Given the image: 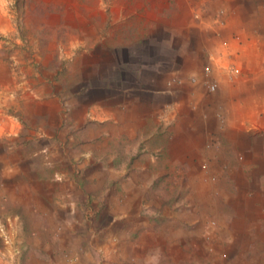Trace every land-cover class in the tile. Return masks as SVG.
I'll return each mask as SVG.
<instances>
[{
	"label": "crops",
	"instance_id": "0c3cea01",
	"mask_svg": "<svg viewBox=\"0 0 264 264\" xmlns=\"http://www.w3.org/2000/svg\"><path fill=\"white\" fill-rule=\"evenodd\" d=\"M156 21L143 34H130L141 45L122 52L133 71L127 85L92 101L107 127L108 157L85 161L106 170L70 179L61 173L70 184L106 180L104 191H80L107 196V221L66 220L63 206L67 213L78 207L74 191L59 210L61 203L33 188L24 199L28 211H37V197H47L49 211L59 215L21 226V243L45 245L30 260L264 264V9L251 0H163ZM103 248L107 258L100 263Z\"/></svg>",
	"mask_w": 264,
	"mask_h": 264
},
{
	"label": "rangeland",
	"instance_id": "374dc122",
	"mask_svg": "<svg viewBox=\"0 0 264 264\" xmlns=\"http://www.w3.org/2000/svg\"><path fill=\"white\" fill-rule=\"evenodd\" d=\"M251 1L264 9V0ZM162 3L0 0V245L4 243L0 264H39L29 256L43 253L45 245L21 243L26 240L21 226L56 221L59 214L49 211L47 197H37V211H28L24 199L33 188L36 195H51L61 203L59 210L74 191L78 207L67 213L63 206L66 220L72 216L90 225L107 221V196H91L96 186L106 189V180L92 177L70 184L69 179L87 172L96 176L103 167L106 170V164L95 167L94 161H85L108 157L107 127L95 117L92 101L107 100L112 88L127 85L132 75L122 52L141 45V39L135 41L130 34L140 35L155 27ZM14 124L24 129L2 133ZM87 186L92 187L90 195L80 191ZM3 225L12 230L9 237L1 234ZM37 239L45 241L41 234ZM97 254L100 263L107 258L104 248Z\"/></svg>",
	"mask_w": 264,
	"mask_h": 264
},
{
	"label": "built area",
	"instance_id": "2783aa9c",
	"mask_svg": "<svg viewBox=\"0 0 264 264\" xmlns=\"http://www.w3.org/2000/svg\"><path fill=\"white\" fill-rule=\"evenodd\" d=\"M203 70H204L205 73H209L211 71L210 65L209 64H205L203 66ZM174 79L177 80V81H180V78H174ZM192 79H194V77H192ZM216 85H217V83H216V81L214 79H211V80H209L207 82V86H208V88L210 90H214L216 88ZM226 255H227L226 252H221V256L222 257H226Z\"/></svg>",
	"mask_w": 264,
	"mask_h": 264
}]
</instances>
